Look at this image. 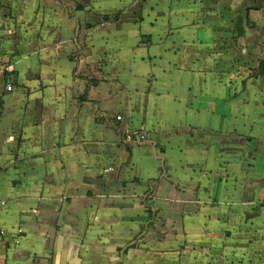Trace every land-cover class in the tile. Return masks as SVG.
<instances>
[{"label": "crops", "instance_id": "1", "mask_svg": "<svg viewBox=\"0 0 264 264\" xmlns=\"http://www.w3.org/2000/svg\"><path fill=\"white\" fill-rule=\"evenodd\" d=\"M260 61L264 0H0V264H264Z\"/></svg>", "mask_w": 264, "mask_h": 264}, {"label": "built area", "instance_id": "2", "mask_svg": "<svg viewBox=\"0 0 264 264\" xmlns=\"http://www.w3.org/2000/svg\"><path fill=\"white\" fill-rule=\"evenodd\" d=\"M11 71H12L11 65H6V66L2 67V69H1V72H2L4 78H5V74L10 73ZM6 79L8 80V83L6 84V89H7V91H11L13 89L12 78L9 76ZM2 203L4 204L5 202L3 201Z\"/></svg>", "mask_w": 264, "mask_h": 264}, {"label": "trees", "instance_id": "3", "mask_svg": "<svg viewBox=\"0 0 264 264\" xmlns=\"http://www.w3.org/2000/svg\"><path fill=\"white\" fill-rule=\"evenodd\" d=\"M259 68H260L261 73L264 74V61H260V67ZM94 83H96V81H94L93 84ZM89 84H92V83H89ZM82 99H86V95H84L82 97Z\"/></svg>", "mask_w": 264, "mask_h": 264}, {"label": "water", "instance_id": "4", "mask_svg": "<svg viewBox=\"0 0 264 264\" xmlns=\"http://www.w3.org/2000/svg\"><path fill=\"white\" fill-rule=\"evenodd\" d=\"M132 243H130L129 245H131ZM125 247L124 248H122L121 249V251H120V257H121V261H122V256L124 255V253H125ZM109 264H111V263H109Z\"/></svg>", "mask_w": 264, "mask_h": 264}]
</instances>
